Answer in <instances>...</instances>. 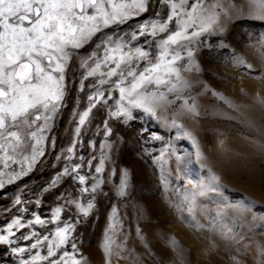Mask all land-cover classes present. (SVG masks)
<instances>
[{"label": "rangeland", "instance_id": "rangeland-1", "mask_svg": "<svg viewBox=\"0 0 264 264\" xmlns=\"http://www.w3.org/2000/svg\"><path fill=\"white\" fill-rule=\"evenodd\" d=\"M214 2L228 15L221 12L218 27L172 46L187 86H147L164 95L153 112L118 105L119 77H103L108 83L99 85L102 77H86L80 65L93 53L88 69L102 58L108 37L126 45L124 51L148 54L134 56L133 68L155 63L167 33L140 35V26L167 19L166 4L147 0L145 12L68 50L64 98L35 160L31 141L17 153L9 150L8 159L0 152V235L8 237L0 243V264H64L65 253L79 264H264V20L248 15V0H205ZM169 30H176L175 20ZM97 91L104 95L89 110L88 97ZM77 203L93 205L87 216ZM37 217L44 223H33ZM14 220L24 227L9 235ZM66 223L72 225L67 240L49 257L48 240Z\"/></svg>", "mask_w": 264, "mask_h": 264}, {"label": "snow or ice", "instance_id": "snow-or-ice-1", "mask_svg": "<svg viewBox=\"0 0 264 264\" xmlns=\"http://www.w3.org/2000/svg\"><path fill=\"white\" fill-rule=\"evenodd\" d=\"M160 2L169 9L167 19L162 23L158 19L152 20L150 27L147 24L140 26V35L147 32L155 37L158 33H167L166 38L157 43L160 54L155 63H150L142 71L133 68L134 56L138 61L147 59L148 54L140 48L124 51L126 45L120 41L113 42L111 37L102 42L103 57L96 58L90 69L88 61L94 59L95 53L81 62V68L86 69V77H95L97 74L102 77L97 81L99 85L108 83L103 77H119L114 85L120 94L118 105L127 101L129 108H143L146 112H153L154 105L162 101L164 95L146 92L147 86L171 85L169 91L186 87V81L175 66L181 57L172 46L179 47L201 33L218 27L221 12L228 15L218 2L207 6L205 0ZM248 4V15L264 20V0H248ZM146 5L147 0H0V152L4 153L6 159L10 158L7 155L9 150L17 153L18 150H24L31 141L32 160H35L37 147L43 140L42 133L61 107L64 98L65 70L70 58L68 50L82 48L103 28L125 23L145 12ZM173 20L176 30L170 31L169 22ZM197 28L198 31L193 30L191 36L187 34L189 29ZM135 38L134 34L133 39ZM170 51L172 57L167 59ZM188 56L191 57V52ZM237 62L244 63L239 58ZM102 67L107 68V71H101ZM185 70H189L187 66ZM103 95V92L97 91L94 96L88 97L89 110L95 106L92 101H99ZM89 110L80 113V125L85 123ZM121 110L127 115V110L122 106ZM189 111H194V105L189 107ZM39 121H43V124L37 127ZM34 128L37 130L33 131ZM76 131L79 132V128ZM67 151L71 153L73 149L70 147ZM39 154L43 155V151ZM24 160L27 162L28 157L24 156ZM102 164L103 161L97 165V173L103 170ZM75 171L74 168L73 172ZM79 179L83 184L84 177L80 176ZM95 187L96 185L93 186ZM200 194L203 195V191ZM92 206L91 203L87 208L76 204L84 216L88 215ZM59 213V208L54 209L53 221L58 218ZM33 223L42 224L44 221L37 217ZM14 226L24 227L19 220H14L5 231L10 235ZM71 229L72 225L66 223L64 228H58L52 234L53 239L48 240L49 257L54 255V246L59 248L65 243ZM24 239L28 237L25 236ZM6 242L7 235H0V243ZM40 243L37 240L32 247L36 248ZM14 251L23 252L24 249ZM107 251L105 245L106 255ZM33 259L43 258L37 256ZM69 259L71 257L68 253L61 257L64 264ZM52 264L57 262L53 260ZM71 264H79V261L71 259Z\"/></svg>", "mask_w": 264, "mask_h": 264}]
</instances>
